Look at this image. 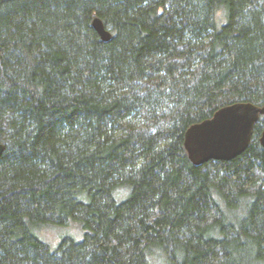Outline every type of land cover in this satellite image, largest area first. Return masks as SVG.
Instances as JSON below:
<instances>
[{
  "label": "trees",
  "instance_id": "16d2710c",
  "mask_svg": "<svg viewBox=\"0 0 264 264\" xmlns=\"http://www.w3.org/2000/svg\"><path fill=\"white\" fill-rule=\"evenodd\" d=\"M238 102L264 107V0H0V264H264V115L231 161L183 145Z\"/></svg>",
  "mask_w": 264,
  "mask_h": 264
},
{
  "label": "water",
  "instance_id": "95a60500",
  "mask_svg": "<svg viewBox=\"0 0 264 264\" xmlns=\"http://www.w3.org/2000/svg\"><path fill=\"white\" fill-rule=\"evenodd\" d=\"M92 29L104 43L112 39V34L103 22L94 17ZM264 115V107L251 103H233L216 110L213 115L191 125L184 133V149L194 166L215 161H231L248 148L255 123ZM264 151V129L259 139ZM5 146L0 142V156Z\"/></svg>",
  "mask_w": 264,
  "mask_h": 264
},
{
  "label": "rangeland",
  "instance_id": "374dc122",
  "mask_svg": "<svg viewBox=\"0 0 264 264\" xmlns=\"http://www.w3.org/2000/svg\"><path fill=\"white\" fill-rule=\"evenodd\" d=\"M38 238L48 245L51 250H55L63 238H70L74 241H81L83 231L75 224L69 223L65 226H52L43 228L37 233Z\"/></svg>",
  "mask_w": 264,
  "mask_h": 264
}]
</instances>
